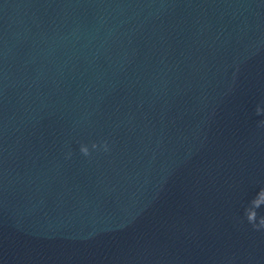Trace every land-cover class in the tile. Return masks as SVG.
I'll return each instance as SVG.
<instances>
[{"label":"water","instance_id":"water-1","mask_svg":"<svg viewBox=\"0 0 264 264\" xmlns=\"http://www.w3.org/2000/svg\"><path fill=\"white\" fill-rule=\"evenodd\" d=\"M0 264H264V0H0Z\"/></svg>","mask_w":264,"mask_h":264}]
</instances>
